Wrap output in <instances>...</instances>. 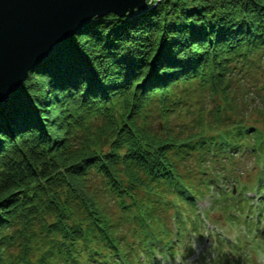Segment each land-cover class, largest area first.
<instances>
[{
    "label": "trees",
    "instance_id": "16d2710c",
    "mask_svg": "<svg viewBox=\"0 0 264 264\" xmlns=\"http://www.w3.org/2000/svg\"><path fill=\"white\" fill-rule=\"evenodd\" d=\"M237 80L259 116L230 106ZM194 83L223 98L216 120H195L186 136L153 129L151 101L168 124L181 103L168 104L172 91ZM261 89L264 0L148 1L90 20L0 105V264L173 262L237 154L263 163L261 188Z\"/></svg>",
    "mask_w": 264,
    "mask_h": 264
},
{
    "label": "rangeland",
    "instance_id": "374dc122",
    "mask_svg": "<svg viewBox=\"0 0 264 264\" xmlns=\"http://www.w3.org/2000/svg\"><path fill=\"white\" fill-rule=\"evenodd\" d=\"M262 77L257 78L258 86L263 82ZM235 85L236 93L240 95L231 93L234 100L231 99L230 106L246 113L245 119L249 118L248 113L259 116L256 110L259 106L258 97L256 101L252 100L249 89L245 96L246 86L243 82L237 80ZM172 92L168 104H171L173 98L181 103L169 116L168 124L160 113L159 96L147 106L148 124L155 130L161 131L164 125H168L173 133L186 136L191 132L195 120H216L209 111L223 104L222 97H209L208 92L197 83L180 85ZM257 93L263 94L264 89ZM140 121L143 122V118ZM247 122L260 125L252 118ZM231 166L233 172L227 177L228 182L223 183L222 195L214 196L211 192L210 196L199 201L200 210L207 214L209 221L206 219V225L202 226L199 233L178 240V253L173 262L169 263L157 255L160 264H264V182H261V188L257 184L262 179L259 174L263 163H259L254 154L246 153L240 156L237 154L234 166ZM169 226L174 229L175 235L174 222H170Z\"/></svg>",
    "mask_w": 264,
    "mask_h": 264
},
{
    "label": "water",
    "instance_id": "95a60500",
    "mask_svg": "<svg viewBox=\"0 0 264 264\" xmlns=\"http://www.w3.org/2000/svg\"><path fill=\"white\" fill-rule=\"evenodd\" d=\"M149 0H0V105L29 71L94 17H120Z\"/></svg>",
    "mask_w": 264,
    "mask_h": 264
},
{
    "label": "built area",
    "instance_id": "2783aa9c",
    "mask_svg": "<svg viewBox=\"0 0 264 264\" xmlns=\"http://www.w3.org/2000/svg\"><path fill=\"white\" fill-rule=\"evenodd\" d=\"M152 1H154V0H149V2H152ZM160 1V0H159ZM155 2V1H154Z\"/></svg>",
    "mask_w": 264,
    "mask_h": 264
},
{
    "label": "bare ground",
    "instance_id": "6f19581e",
    "mask_svg": "<svg viewBox=\"0 0 264 264\" xmlns=\"http://www.w3.org/2000/svg\"><path fill=\"white\" fill-rule=\"evenodd\" d=\"M95 18V17H94Z\"/></svg>",
    "mask_w": 264,
    "mask_h": 264
}]
</instances>
